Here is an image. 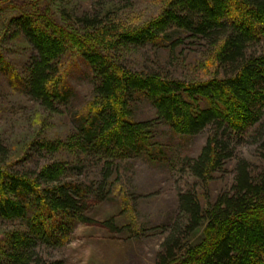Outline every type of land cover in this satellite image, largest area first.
Listing matches in <instances>:
<instances>
[{
    "label": "trees",
    "instance_id": "1",
    "mask_svg": "<svg viewBox=\"0 0 264 264\" xmlns=\"http://www.w3.org/2000/svg\"><path fill=\"white\" fill-rule=\"evenodd\" d=\"M15 20L34 54L24 77L8 72L5 61L2 66L13 81L22 79L30 99L55 111L68 100L70 88L60 85L61 60L71 51L92 67L94 89L74 135L83 155L79 164L56 160L61 147L55 140L33 142L22 162L9 164L0 137V221L24 227L8 236L0 264H47L41 247L64 240L76 221L88 222L89 191L103 194L116 160L154 159L162 146L153 131L160 122L182 136L208 131L200 153L183 159L192 176L211 180L230 160L235 176L209 208L192 192L179 195V216L155 264H264V167L258 170L237 155L239 146L250 143L264 160V0H171L158 18L121 33L109 49L102 46L104 37L116 35L100 28L98 17L79 19L78 31L65 30L48 14L25 13ZM186 38L214 49L219 70L211 78L187 83L132 70L110 53L114 45L174 50ZM140 97L154 106V119H134ZM95 157L103 163L102 182L94 189L83 174ZM204 222L202 241L188 244Z\"/></svg>",
    "mask_w": 264,
    "mask_h": 264
},
{
    "label": "rangeland",
    "instance_id": "2",
    "mask_svg": "<svg viewBox=\"0 0 264 264\" xmlns=\"http://www.w3.org/2000/svg\"><path fill=\"white\" fill-rule=\"evenodd\" d=\"M170 2L0 0V137L9 148V164L22 162L31 153L32 143L42 140L58 142L61 148L55 154L56 160L69 166L79 164L83 155L74 135L87 104L93 101L94 89L92 67L71 51L61 60L60 85L70 88L68 100L61 101L55 111L30 99L23 90L22 79L13 81L2 66L5 61L11 70L8 72L24 77L34 54L15 19L25 13L48 14L65 30L78 31L81 28L79 19L98 17L100 28L107 27L108 32L111 28V33L116 35L104 37L106 42L102 46L108 48L121 33L135 31L158 18ZM112 49L113 57L129 69L154 71L187 83L207 80L219 70L214 49L198 38H186L174 50L153 45L144 48L114 45ZM155 117L156 110L148 99L140 97L134 103L135 120ZM260 125L264 126V118ZM153 131L162 142L154 159L116 160L111 167L113 174L104 185L105 191H101L103 194L98 197L95 191H89L84 214L88 222L76 221L64 240L41 247L47 264H155L170 226L179 216V195L192 192L205 208H209L222 192L230 189L235 176V160L228 161L224 170L216 172L208 181L192 176L184 165V158L200 153L208 131L182 136L163 122L155 124ZM162 150L165 153L161 154ZM237 153L250 160L258 170L264 167L255 144L239 146ZM102 163L95 157L84 169L83 175L94 189L102 182ZM74 179L83 178L75 174ZM206 224L204 222L191 234L188 244L202 241ZM23 228L20 223L0 221V249L12 232Z\"/></svg>",
    "mask_w": 264,
    "mask_h": 264
}]
</instances>
